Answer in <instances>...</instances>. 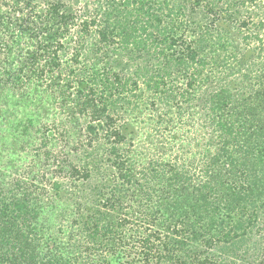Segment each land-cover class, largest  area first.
<instances>
[{
    "label": "trees",
    "instance_id": "16d2710c",
    "mask_svg": "<svg viewBox=\"0 0 264 264\" xmlns=\"http://www.w3.org/2000/svg\"><path fill=\"white\" fill-rule=\"evenodd\" d=\"M1 118L0 264H264V0H0Z\"/></svg>",
    "mask_w": 264,
    "mask_h": 264
},
{
    "label": "rangeland",
    "instance_id": "374dc122",
    "mask_svg": "<svg viewBox=\"0 0 264 264\" xmlns=\"http://www.w3.org/2000/svg\"><path fill=\"white\" fill-rule=\"evenodd\" d=\"M18 95L19 94L17 93V96ZM11 107L12 109H16V113L14 115H16L19 118V115H21L20 112H22V109L19 111V105H15V108L11 104L10 106L8 104L5 106L7 110L10 109ZM29 109L30 108H28V111H30ZM14 115L11 117L16 118L14 117ZM43 119L45 120V118ZM0 122H1L0 123L1 130L7 135V138L10 140L9 141L7 139V141H9L8 142L9 144H6L3 138L0 137V181L1 183H7L9 185L11 183H14L16 179H19V171L22 169V166L24 163H27V164L29 163V159L27 157V154L25 153H21L22 156L21 158H19V143L14 144L15 140H12L11 136H9V134L13 131V127L7 122L4 123L5 120L2 118L0 119ZM0 134L2 135L1 132ZM11 141L12 143H10ZM58 179L65 180L68 182V184L73 183L71 179H68V177H65V176H59ZM51 233L52 231H49L48 234L46 233V239L50 238ZM43 250L46 251V249H43Z\"/></svg>",
    "mask_w": 264,
    "mask_h": 264
}]
</instances>
